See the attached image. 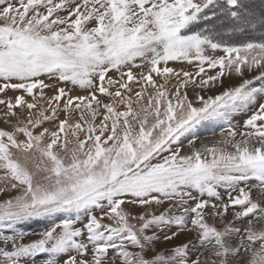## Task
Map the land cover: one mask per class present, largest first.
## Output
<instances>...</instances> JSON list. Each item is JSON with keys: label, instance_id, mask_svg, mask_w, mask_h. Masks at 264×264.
I'll list each match as a JSON object with an SVG mask.
<instances>
[{"label": "snow or ice", "instance_id": "6c2138e0", "mask_svg": "<svg viewBox=\"0 0 264 264\" xmlns=\"http://www.w3.org/2000/svg\"><path fill=\"white\" fill-rule=\"evenodd\" d=\"M0 264H264V0H0Z\"/></svg>", "mask_w": 264, "mask_h": 264}, {"label": "rangeland", "instance_id": "374dc122", "mask_svg": "<svg viewBox=\"0 0 264 264\" xmlns=\"http://www.w3.org/2000/svg\"><path fill=\"white\" fill-rule=\"evenodd\" d=\"M176 66H180V65H176ZM184 67L186 68V70H189V71L193 70L192 66L185 65ZM9 94L12 95V93H9ZM241 118H243V117H237V119H241ZM213 131L216 133V137L218 138L219 137V132H220L219 128H210L209 130L202 131L200 133V136H201L202 139H204V138L211 139ZM31 238H35V237H30V239Z\"/></svg>", "mask_w": 264, "mask_h": 264}, {"label": "trees", "instance_id": "16d2710c", "mask_svg": "<svg viewBox=\"0 0 264 264\" xmlns=\"http://www.w3.org/2000/svg\"><path fill=\"white\" fill-rule=\"evenodd\" d=\"M38 227H41V226H34V228H38Z\"/></svg>", "mask_w": 264, "mask_h": 264}, {"label": "bare ground", "instance_id": "6f19581e", "mask_svg": "<svg viewBox=\"0 0 264 264\" xmlns=\"http://www.w3.org/2000/svg\"><path fill=\"white\" fill-rule=\"evenodd\" d=\"M243 118H241L240 120H242Z\"/></svg>", "mask_w": 264, "mask_h": 264}]
</instances>
